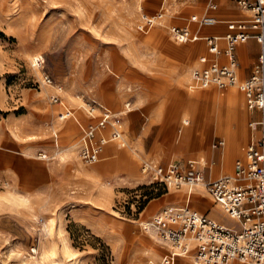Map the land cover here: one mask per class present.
Returning a JSON list of instances; mask_svg holds the SVG:
<instances>
[{"label": "rangeland", "instance_id": "1", "mask_svg": "<svg viewBox=\"0 0 264 264\" xmlns=\"http://www.w3.org/2000/svg\"><path fill=\"white\" fill-rule=\"evenodd\" d=\"M161 2L0 0V264H28V255H37L46 222L52 234L43 238V246L55 251L45 264H148L172 249L157 245V235L151 239L156 244L152 247L143 235L142 222L166 205L193 210L205 205L202 213H208L209 203L214 204L205 189L188 200V191L180 194V188L149 183L140 172L142 160L184 163L203 158L207 178L228 174L251 137L242 76L224 92L191 88V69L200 56L211 57V52L202 41L175 42L170 37L169 27L183 24L181 16L199 14L202 3L169 0L160 9ZM224 4L218 1L214 12L219 18L231 17ZM157 11L164 12L159 25L147 33L136 29L141 12ZM219 30L224 24L203 29ZM44 73L61 87L59 112H71L68 119L59 120L57 112L50 111L54 86L44 99L38 97L37 92L46 87L41 83ZM185 74L187 80L179 83ZM120 83L130 90L116 95ZM232 89L242 97L239 107L245 115L238 152L225 169L209 174L223 151L212 144L217 138L224 141L222 148L228 144L224 132L215 130L216 124L232 130L233 112L229 106L201 98L193 106L192 93L209 91L222 97ZM107 94H115L113 103L107 101ZM126 102L132 110L123 116L124 146L111 141L97 162L82 163L77 152L80 125L91 121L85 104L113 111L123 109ZM170 118L176 128L188 119L198 126L197 132L204 130L205 147H180L175 133L166 134ZM39 153L50 158L40 159ZM157 197L166 201L150 208L148 202ZM197 199L201 203H194ZM135 200L142 203L140 214L132 209ZM213 214L233 223L220 206ZM58 224L71 257L60 248ZM171 264H192V258L174 256Z\"/></svg>", "mask_w": 264, "mask_h": 264}, {"label": "built area", "instance_id": "2", "mask_svg": "<svg viewBox=\"0 0 264 264\" xmlns=\"http://www.w3.org/2000/svg\"><path fill=\"white\" fill-rule=\"evenodd\" d=\"M162 4L163 0L160 9H163ZM236 4L248 12L245 18L217 19L209 13L216 9V4L207 0L203 13L192 14L183 24L170 26L169 34L175 42H204L211 57L198 58L199 64L191 69L189 85L196 89L214 87L220 92L238 83L236 46L250 38L257 42L258 55L250 75L241 84L246 109L257 114L248 122L251 137L243 147L242 156L235 160L231 173L215 178L205 176L203 158L184 163L142 160L140 164V172L149 183L167 189L185 186L188 194L192 187L202 185L213 203L218 204L224 216L233 223L226 224L187 206L167 205L152 214L142 228L152 230L174 252L157 261L150 260L148 264H171L174 256L191 257L192 264H264V0H236ZM163 17L164 12L160 11L141 12L136 29L147 33L159 25ZM218 23L225 25L223 32L203 31L206 26ZM41 83L54 86L49 100L59 103L61 87L54 85L45 73ZM85 105L84 111L91 121L80 125L77 152L80 161L89 165L100 159L107 143L113 141L124 146L123 116L126 113H114L89 103ZM129 105L130 102L124 104L127 112ZM71 115L69 111L59 112L58 119H68ZM223 145L224 141L219 139L212 147ZM38 158L50 157L39 153ZM135 205L132 209L140 214L142 203L135 200ZM30 250L34 252V247Z\"/></svg>", "mask_w": 264, "mask_h": 264}, {"label": "crops", "instance_id": "3", "mask_svg": "<svg viewBox=\"0 0 264 264\" xmlns=\"http://www.w3.org/2000/svg\"><path fill=\"white\" fill-rule=\"evenodd\" d=\"M218 1L225 3L224 4L225 9L228 11V13L231 14V17L219 18L216 14H214V12L218 8ZM165 2H168V0H163L162 6H164ZM199 2L202 3L201 12H199V14H200V13L204 12L207 0H195V4L199 3ZM213 2L216 4V9L211 10L209 13L212 16H214L215 18L220 19L222 21L226 20V19H232V18H245L248 15V12L239 9V7L236 4V0H213ZM186 11H188V10H186ZM186 18H187V16H181L180 20H183L185 22ZM220 24H223V23H220ZM215 25H212V26H215ZM224 30H225V25H224ZM224 30H219L216 32H223ZM258 51H259V46L253 38H250L244 44H239L238 46H236L235 53H236V58H237V62H238V68H237L238 83L241 80V76H242L243 81H244L250 75L251 70H252V65H253V63H254L257 55H258ZM246 58L249 60H253V62L251 64L245 62ZM239 70L242 71V75H240ZM187 75L188 74L180 76L177 81L179 83H184V81H186L188 78ZM116 90H117V93L115 92V94L118 95V93L122 94L123 92L129 91L130 88L125 86L124 83H120V84H118V87ZM115 94H107L106 95V99L109 103H113L115 101V99H116ZM200 98L204 101L205 100L206 101H212L216 105L229 106L230 110L233 112V113L230 112V119L234 124V127L232 130H230V128H228L227 126H225V127L222 126V124L220 122H217V124H216L215 130H218V131L221 130L224 132V135L228 138V144H227V147H224V148L221 147V149L223 151H222V156H221L219 162L217 164L214 163V165H211L209 167L210 168L209 174H212L213 172L220 171V169H222V170L225 169L228 166L232 157H234V155H236V153L238 152V141L240 139V136L242 135L241 125H242V122L244 120L245 115H244L243 111L240 110V107H239L242 103V97L234 89L229 90L226 93V95L222 96V97L216 96L214 93H210L209 91L194 92V93H192V100H193L192 104H193V106L194 105L197 106V104H198L197 101H199L198 99H200ZM192 100H190V102ZM120 110H125V109L119 108V109H114L113 111L119 112ZM131 110L132 109H129V111H131ZM58 114H59V112L57 113V116H58ZM256 115H257L256 113L251 112V118L256 117ZM168 120H169V122H168L169 126H168L166 134L171 136L172 134L175 133L176 140L178 142L180 141V143H179L180 147L184 146V147H187L188 149H193V150H195V149L200 150V149H203L205 147V136H204L205 132H204V130H200L199 132H197L198 126L196 128L195 126L191 125V122H189L188 119H184L183 122L181 120L180 125L177 128L175 127V125H173V123H172L173 120L171 118ZM66 132H67V130H66ZM32 138L33 137H31L29 139H32ZM216 140H219V138H217ZM242 150H243V148H242ZM214 155H215V151H212V156H214ZM197 160H199V159H197ZM169 161H179V160H169ZM130 162L132 163V170H133L134 165H133L132 160H130ZM159 163H165V162H159ZM185 189L186 188L183 186L178 190V192L180 194L184 193L187 191V189L186 190ZM203 193H204V188L195 189L192 192L190 191V194H192V195L193 194L202 195ZM190 194H189V199L191 197ZM159 199H160V197L151 199L148 202V203H150V208H154V207H156V206H158L161 203L166 201V200H159ZM194 200H196V199H194ZM194 200H193V202H194ZM151 201H154V202L151 203ZM194 203H201V201L198 200V201H195ZM218 206H219L218 204L210 205V203H209V210H208L207 214L215 217L218 220L223 221L222 217H219V216L213 214L214 208L218 207ZM203 208H205V205H203L202 207H199V206L195 207V209H197L198 211H201V212L203 211ZM143 235L150 241L151 246L155 248L156 244H154V242H152V240H151L155 237L154 232L149 231V232L144 233ZM155 239L158 242L157 245L161 246V248L166 247V244L164 242L157 239V237Z\"/></svg>", "mask_w": 264, "mask_h": 264}, {"label": "bare ground", "instance_id": "4", "mask_svg": "<svg viewBox=\"0 0 264 264\" xmlns=\"http://www.w3.org/2000/svg\"><path fill=\"white\" fill-rule=\"evenodd\" d=\"M169 1V0H168ZM52 89V86H46L44 87L43 90H41V92H37V95L40 99H44V97H46V95L51 91ZM61 103H56L54 104L52 107H50V111L51 113H58L62 107H61ZM114 113H119V114H124L125 113V110H120L119 112L118 111H112ZM250 134V133H249ZM105 147V146H104ZM199 186L202 187V185H198L196 187H192L191 188V192L193 190H195L196 188H198ZM186 188V187H185ZM187 189V188H186ZM185 189V190H186ZM188 190V189H187ZM191 195V194H190ZM18 202H21L19 201V199H17ZM197 210V209H196ZM210 216V215H209ZM213 217V216H212ZM215 218V217H214ZM221 221V220H220ZM223 222V221H222ZM144 224V222L141 223V225ZM52 228L48 225V223L46 222V224L43 226L42 228V231H41V236L42 238L40 237L39 238V249H38V252H37V255L36 256H33V255H28V257L26 258V261L28 262V264H45V262L47 261L48 258H50V256H52L54 254V248L53 247H49V249L45 248L43 246V238L46 239L50 236V234H52ZM56 230V228H55ZM145 232H149V231H152V230H144ZM62 232H63V229L61 228V226L58 224L57 225V230H56V234L59 236V239H60V248L63 252V254L66 256V257H71L72 253L70 252V249L68 248V245H67V241L66 239L62 236ZM153 232V231H152ZM171 248V247H170ZM172 249V248H171ZM173 250V249H172ZM172 250L170 251L169 254H172ZM34 252L36 253V248L34 247Z\"/></svg>", "mask_w": 264, "mask_h": 264}]
</instances>
